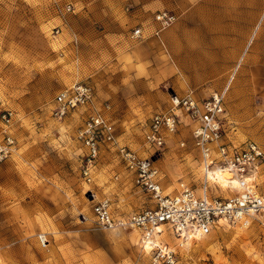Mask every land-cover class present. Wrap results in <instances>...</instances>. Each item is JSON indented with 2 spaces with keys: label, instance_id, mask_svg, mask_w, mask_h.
Instances as JSON below:
<instances>
[{
  "label": "rangeland",
  "instance_id": "374dc122",
  "mask_svg": "<svg viewBox=\"0 0 264 264\" xmlns=\"http://www.w3.org/2000/svg\"><path fill=\"white\" fill-rule=\"evenodd\" d=\"M68 5L71 12H66ZM73 11V3L68 0H0V111L13 113L8 129L18 146L11 158L0 163V264L147 261L135 231L95 227L92 203L106 197L117 212L130 214L153 206V202L121 164L105 169L102 162V171L95 172L93 181L86 183L80 174L81 147L74 136L75 128L68 122L70 115L63 121L52 116L56 93L72 85L69 80L74 73L61 61L54 41L61 37V31L56 33L59 27H69L67 17ZM239 60L229 68L223 85L214 89H222L233 75L226 94V139L234 144L253 141L264 153V83L254 84L250 102L241 104L236 111L228 109L229 92L240 70ZM78 81H87L93 87L90 79ZM211 84L193 91L206 92ZM173 95L168 82L157 86L148 114L168 111ZM128 108V113L114 124L118 140L142 158L151 159L160 171L165 193L183 180L198 192L202 181L199 170L185 176L181 169L186 161L182 152L189 154L191 169L198 167L188 131L179 136L186 142L187 151H180L171 140L177 138L178 131L167 139L163 151L151 149L148 154L140 115L129 113L132 109ZM256 172L252 183L264 195V163ZM213 183L208 195L225 196L228 190L222 192L223 187ZM163 229L167 237L161 238L176 247L170 231L165 226ZM40 235H45V245L39 242ZM176 249L178 264H264V215L252 218L247 227L223 223L212 234Z\"/></svg>",
  "mask_w": 264,
  "mask_h": 264
},
{
  "label": "crops",
  "instance_id": "0c3cea01",
  "mask_svg": "<svg viewBox=\"0 0 264 264\" xmlns=\"http://www.w3.org/2000/svg\"><path fill=\"white\" fill-rule=\"evenodd\" d=\"M68 1L74 6L67 17L69 27H59L61 37L54 45L61 52V61L74 73L70 83L90 79L96 106L113 125L122 114L128 113L125 109L129 106L132 109L129 113L140 115L138 120L143 122L145 133L154 115H149L148 109L157 86L168 82L175 95L183 97L193 92L197 99H202L223 85L229 68L239 59L240 70L235 87L229 92L228 109L236 111L241 104L250 102L254 84L264 83V0ZM161 11L174 13L177 20L156 36L153 17ZM136 27L143 29L144 36L142 40L131 41L129 34ZM208 83L212 84L206 92L193 91ZM170 105L171 98L168 110ZM86 115V109H78L70 114L68 122L77 131ZM191 129L190 121L183 115L177 138L171 139L180 151L187 150L179 147L178 143L184 141L179 136L185 130L191 135ZM4 131L2 124L0 137ZM145 150L151 152L147 146ZM195 153L196 170L191 169L189 154H180L186 160L181 166L185 176L198 170L201 173L199 155ZM102 162L105 169L120 165L113 150L103 151L96 173L102 171L99 168ZM181 182L192 187L184 180ZM179 183L174 190L164 193L177 194ZM211 184L214 183L210 182L212 187ZM221 189L228 190L221 198L237 194L234 187ZM196 194H202L200 188Z\"/></svg>",
  "mask_w": 264,
  "mask_h": 264
},
{
  "label": "built area",
  "instance_id": "2783aa9c",
  "mask_svg": "<svg viewBox=\"0 0 264 264\" xmlns=\"http://www.w3.org/2000/svg\"><path fill=\"white\" fill-rule=\"evenodd\" d=\"M71 11L72 7L68 5L66 12ZM176 20V15L170 11L155 14L153 21L157 29L154 35L158 36ZM143 36V29L136 27L131 30L129 39L142 40ZM74 42H77L76 38ZM231 80L232 76L226 86L202 99H197L193 92L183 97L173 95L169 110L153 115L143 136L149 149L163 151L167 139L178 133L182 116H187L192 125L191 146L199 155L201 195L184 182L179 183L177 194H165L159 169L150 158H142L119 142L114 125L97 108L94 89L88 82L75 83L55 96L52 116L58 121L65 120L78 109L87 111L75 133L81 147L80 174L84 181H93L103 151L113 150L120 164L133 175L138 187L153 202V206L130 214L117 213L106 197L92 203L93 221L97 229L132 230L137 233L138 247L147 257L145 264H178L176 247H184L190 238L197 240L208 236L223 223L247 227L252 218L264 215V195L257 191L254 181L251 185L246 182V177L253 176L264 163V153L253 141L234 144L226 139V94ZM12 118L11 111H0V119L5 127L0 137V163L17 151L16 139L8 131ZM178 145L186 148L185 141ZM217 172H226L230 174V179L238 180L239 187L234 188L237 194L227 198L208 195L211 179L215 178ZM228 189H232L231 185H228ZM160 226L167 227L170 235L179 242H176V247L157 238ZM38 240L43 245L47 243L45 235H40Z\"/></svg>",
  "mask_w": 264,
  "mask_h": 264
},
{
  "label": "bare ground",
  "instance_id": "6f19581e",
  "mask_svg": "<svg viewBox=\"0 0 264 264\" xmlns=\"http://www.w3.org/2000/svg\"><path fill=\"white\" fill-rule=\"evenodd\" d=\"M213 177H214V176H213ZM213 177H212V178H213ZM229 179H230V174H228V173H226V172H225V173H218V172H217V173L215 174V178L211 179V181L220 184L221 187H223V188H227L228 185H231V188H233V187H234V188L239 187V182H238L237 179H230V180H231L230 182H229ZM252 180H253V177H252V176H247V177H246V182H247L248 185H251ZM159 231H160V233L157 234V235H158L157 238H161V237L166 238V237H167L166 232H165L164 229H163V226H160V227H159ZM200 238H201V237H199V239H200ZM197 239H198V238H197ZM177 242H178V241H177ZM193 242H194V239L190 238V240H188L186 244H188V245H192ZM178 243H179V242H178ZM146 249H148V248H146ZM181 249H183V246H180V250H181Z\"/></svg>",
  "mask_w": 264,
  "mask_h": 264
}]
</instances>
